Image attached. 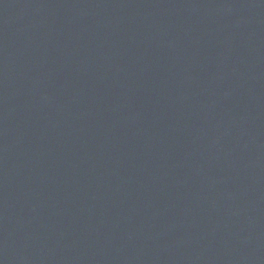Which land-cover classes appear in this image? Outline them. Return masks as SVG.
Returning a JSON list of instances; mask_svg holds the SVG:
<instances>
[{
	"label": "water",
	"instance_id": "1",
	"mask_svg": "<svg viewBox=\"0 0 264 264\" xmlns=\"http://www.w3.org/2000/svg\"><path fill=\"white\" fill-rule=\"evenodd\" d=\"M0 264H264V0H0Z\"/></svg>",
	"mask_w": 264,
	"mask_h": 264
}]
</instances>
